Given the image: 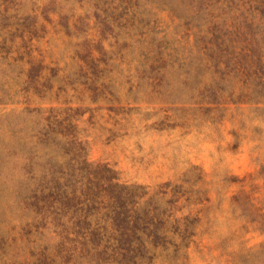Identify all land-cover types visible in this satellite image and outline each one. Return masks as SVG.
<instances>
[{"label": "trees", "instance_id": "16d2710c", "mask_svg": "<svg viewBox=\"0 0 264 264\" xmlns=\"http://www.w3.org/2000/svg\"><path fill=\"white\" fill-rule=\"evenodd\" d=\"M145 95L264 111V0H0V264L188 259V180L123 181L72 104L130 114Z\"/></svg>", "mask_w": 264, "mask_h": 264}, {"label": "rangeland", "instance_id": "374dc122", "mask_svg": "<svg viewBox=\"0 0 264 264\" xmlns=\"http://www.w3.org/2000/svg\"><path fill=\"white\" fill-rule=\"evenodd\" d=\"M72 100L87 110L78 123L91 160L151 188L188 180L191 202L180 214L200 220L182 264H238L243 254L264 252V111L206 110L145 95L124 101L137 107L130 114L92 113L88 98Z\"/></svg>", "mask_w": 264, "mask_h": 264}]
</instances>
